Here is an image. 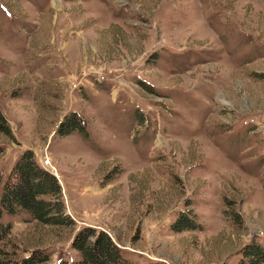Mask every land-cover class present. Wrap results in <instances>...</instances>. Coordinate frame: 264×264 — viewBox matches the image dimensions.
<instances>
[{
    "label": "rangeland",
    "instance_id": "1",
    "mask_svg": "<svg viewBox=\"0 0 264 264\" xmlns=\"http://www.w3.org/2000/svg\"><path fill=\"white\" fill-rule=\"evenodd\" d=\"M0 112V191L30 150L74 222L2 211L0 264H76L81 226L131 264L264 242V0H0ZM71 112L86 137L55 133ZM186 208L201 229L171 231Z\"/></svg>",
    "mask_w": 264,
    "mask_h": 264
},
{
    "label": "trees",
    "instance_id": "2",
    "mask_svg": "<svg viewBox=\"0 0 264 264\" xmlns=\"http://www.w3.org/2000/svg\"><path fill=\"white\" fill-rule=\"evenodd\" d=\"M136 117L139 116L137 115ZM141 119V118H140ZM0 131L9 133L8 126L0 112ZM78 131L87 136L84 125L71 112L57 124L55 133L66 135ZM2 211L15 214L24 211L31 219L46 226H70L74 222L64 212L60 186L53 174L40 167L30 150H23L8 173L0 191V216ZM3 228V224L0 223ZM173 232L200 230L201 224L195 219V213L189 208L175 213L169 224ZM4 230L6 231L5 227ZM1 237V236H0ZM70 245L78 253L76 264H131L126 260L116 243L102 230L81 226L73 235ZM46 260L43 255L31 253L18 264H40ZM264 262V242L262 245L252 242L241 250V257L234 264H259ZM57 264H68L60 260ZM225 264V263H224Z\"/></svg>",
    "mask_w": 264,
    "mask_h": 264
},
{
    "label": "water",
    "instance_id": "3",
    "mask_svg": "<svg viewBox=\"0 0 264 264\" xmlns=\"http://www.w3.org/2000/svg\"><path fill=\"white\" fill-rule=\"evenodd\" d=\"M53 175L56 177V174L55 173H53Z\"/></svg>",
    "mask_w": 264,
    "mask_h": 264
}]
</instances>
